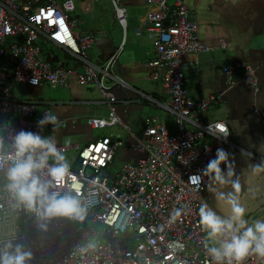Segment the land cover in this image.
<instances>
[{
  "label": "built area",
  "instance_id": "1",
  "mask_svg": "<svg viewBox=\"0 0 264 264\" xmlns=\"http://www.w3.org/2000/svg\"><path fill=\"white\" fill-rule=\"evenodd\" d=\"M92 1L84 0V4ZM123 1L110 3L125 34L128 13ZM75 2L0 0V125H8L0 135L7 141L13 131H41L36 121L51 111L45 108L38 114L36 101L17 100L12 93L14 84L67 89L75 81L81 87H93L107 107L106 117L86 118L87 127L120 128L133 143L108 135L84 147L57 143L64 154H77V168L60 178L56 186L62 192L72 190L81 201L86 208L83 221L54 217L44 222L46 230H40L34 213L15 207L0 177V250L21 244L32 253L28 264H210L209 241L200 223L199 208L211 175H204L202 170L217 148L230 153L232 145L226 123L203 121L220 97L191 99L184 72L188 56L222 50L224 42L215 48L199 42L197 24L185 0H146L150 11L143 27L153 50L146 66L153 70L151 78L160 83L166 100L158 103L137 94L174 117L175 133L170 134L158 117H152L136 136L117 114L113 94L116 87H126L114 75L124 38L102 65L94 64L89 52L95 37L74 31L75 22L70 19ZM134 31L140 35L139 29ZM52 47L68 54L73 66L51 64L49 59L54 55L47 52ZM239 69L243 70L241 83L257 90L253 69L240 64L223 70L226 86L235 84L233 74ZM62 125L64 121H58L56 130ZM43 133L55 134L51 125H46ZM206 139L214 143H206ZM129 149L138 157L124 162L112 175L116 156ZM22 223L27 225V236ZM93 239L95 249L78 250ZM244 264L259 261L250 256Z\"/></svg>",
  "mask_w": 264,
  "mask_h": 264
},
{
  "label": "crops",
  "instance_id": "2",
  "mask_svg": "<svg viewBox=\"0 0 264 264\" xmlns=\"http://www.w3.org/2000/svg\"><path fill=\"white\" fill-rule=\"evenodd\" d=\"M108 2L110 3V0ZM77 5L83 8L91 6L90 3L84 4V0ZM186 5L197 24L199 42L205 47L215 48L222 41L225 48L191 55L185 59L187 65L184 72L185 89L193 100L210 96L220 97L219 102L203 117V121L226 123L232 145L229 163L234 167L235 174L240 177L241 202L246 209L244 218L248 221L255 215L251 221L255 223L264 219V179L251 177V166L264 161V0H186ZM110 6L111 31L88 28L77 33H90L95 37V45L89 56L96 65H102L118 50L124 38L123 49L114 69V75L126 85L125 88L113 89L117 101V114L129 123L132 133L136 136L142 134L145 121L152 117H158L168 132L174 129L175 133V124L172 127L166 120L170 114L137 94L141 93L145 98L158 103L166 100L160 83L151 78L153 70L146 66L153 58L152 45L143 27L145 16L150 11L146 0L123 1L129 15L125 34L114 18L111 3ZM135 29L140 30V35H136ZM49 53L51 52L48 51L47 54ZM63 53L66 58L71 59L68 54ZM59 60L68 67L73 66L72 60L71 66L68 60L62 61L60 58ZM238 64L253 69L258 83L257 90L241 83L242 69L233 74L235 84L230 88L226 86L223 70ZM44 85L47 84L37 88L41 90ZM52 90L55 91L54 99L34 98L27 101H36L39 104L38 114L49 108L58 116V121H64V125L55 132L58 144H77L84 147L94 142L89 133L95 130L87 127L86 118H102L107 115V107L102 104L96 90L90 86L81 87L75 81H72L67 89ZM104 136L106 135L97 139ZM127 138L122 140L132 145L133 142L128 135ZM120 153L123 162L133 161L138 157L132 149ZM65 156L71 171L75 170L76 152H67ZM221 168L223 170L225 165H221ZM260 176L264 177V173ZM233 178L235 179V176ZM249 188H259V191L249 192ZM212 189L227 192L231 191V185L219 186L210 177V182L202 195L204 203L222 218L226 217L227 209L218 206L216 193Z\"/></svg>",
  "mask_w": 264,
  "mask_h": 264
},
{
  "label": "clouds",
  "instance_id": "3",
  "mask_svg": "<svg viewBox=\"0 0 264 264\" xmlns=\"http://www.w3.org/2000/svg\"><path fill=\"white\" fill-rule=\"evenodd\" d=\"M36 123L41 131H13L7 141L0 135V177L4 181L3 190L15 202L16 208L22 207L34 213L37 227L42 231L46 230L44 222L54 217L83 221L86 208L81 201L72 190L62 192L56 186L60 178L70 174V164L64 150L58 148L55 134L41 135L46 125H51L55 133L58 116L49 111ZM7 126L0 125V130ZM229 156L230 153L225 149L217 148L214 158L202 170L204 175H211L217 185H231V191L227 192L212 189L216 193L218 206L227 209L226 217L222 218L206 203H202L199 208L200 223L209 241L207 252L211 258L210 264H244L250 256H255L259 264H264V219L250 224L244 218L246 209L241 202V181L229 163ZM221 165H225L223 170ZM261 173H264V161L251 166L253 179H264ZM248 191H259V188H249ZM95 247L96 241L93 239L78 250L84 252ZM31 259L32 253L25 251L21 244L0 250V264H28Z\"/></svg>",
  "mask_w": 264,
  "mask_h": 264
},
{
  "label": "rangeland",
  "instance_id": "4",
  "mask_svg": "<svg viewBox=\"0 0 264 264\" xmlns=\"http://www.w3.org/2000/svg\"><path fill=\"white\" fill-rule=\"evenodd\" d=\"M75 1H76L75 2V11L70 15L71 21L75 22L74 31L80 32V31H84L88 28L94 29V30L103 29L106 32L111 31V28H112V23H111V21H112V18H111L112 9H111V6H110V3L108 2V0L93 1L91 3V6L88 8H83V7H80L77 5L78 2H79V4H81L82 0H75ZM128 23H129V15H128ZM48 51H50L54 55H58L62 61L68 60L69 66L72 65V62H71L72 59L66 58L65 54L63 53V51L61 49L56 48V47H52V48H49ZM114 69H115V67H114ZM12 93L17 100H25V101L28 99H34V98L35 99H43V100L47 99V98H49V99L55 98V91L50 89L47 85H44L42 87V89L40 90L39 88H32V87H29L25 84H14ZM162 117H165V116H162ZM166 120H168L172 124V125L170 124V126L173 127L174 117L171 114L166 117ZM172 121H173V123H172ZM169 133L173 134L174 129L170 130ZM89 134H90V137L94 139V141L98 137L103 136V135H108V136H112V137H120L123 140L128 139L127 133H125V131H123L120 128H111V129H107V130H95ZM205 142L209 143V144L214 143L213 140L212 141L206 140ZM50 163H51V161H50ZM123 163L124 162H123L121 153H119L116 156L114 164H113L112 169H111L112 175L119 172ZM72 170H74V169H72ZM69 220L71 222L73 221V219H71V218H69ZM21 227H23L25 229V233L27 236V232H26L27 225L22 223ZM55 237H56L55 235L51 236V238H55Z\"/></svg>",
  "mask_w": 264,
  "mask_h": 264
},
{
  "label": "water",
  "instance_id": "5",
  "mask_svg": "<svg viewBox=\"0 0 264 264\" xmlns=\"http://www.w3.org/2000/svg\"><path fill=\"white\" fill-rule=\"evenodd\" d=\"M49 61H50L51 64H54V65L60 63V60H59V58H58L57 55H54V57H53L52 59H49ZM61 66H63V67H67V65L62 64V63H61ZM230 144H231V143H230ZM263 210H264V209H263ZM261 212H263V211H261ZM254 217H255V215H253V216L248 220V222H249L250 224H251V221H252V219H253Z\"/></svg>",
  "mask_w": 264,
  "mask_h": 264
}]
</instances>
